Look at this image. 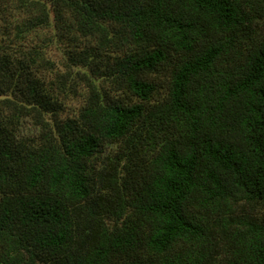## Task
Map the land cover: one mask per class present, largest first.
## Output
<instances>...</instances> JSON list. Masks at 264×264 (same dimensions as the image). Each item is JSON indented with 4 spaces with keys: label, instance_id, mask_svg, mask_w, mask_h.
Returning <instances> with one entry per match:
<instances>
[{
    "label": "trees",
    "instance_id": "trees-1",
    "mask_svg": "<svg viewBox=\"0 0 264 264\" xmlns=\"http://www.w3.org/2000/svg\"><path fill=\"white\" fill-rule=\"evenodd\" d=\"M0 14V264H264V0Z\"/></svg>",
    "mask_w": 264,
    "mask_h": 264
},
{
    "label": "rangeland",
    "instance_id": "rangeland-1",
    "mask_svg": "<svg viewBox=\"0 0 264 264\" xmlns=\"http://www.w3.org/2000/svg\"><path fill=\"white\" fill-rule=\"evenodd\" d=\"M4 16H5V14H0V18H3ZM0 25H2V24L0 23ZM33 41H34V39L29 40V42H33ZM80 103H81V98L77 97L75 95H70L69 99L67 101L68 108H70V111L75 110V108H77Z\"/></svg>",
    "mask_w": 264,
    "mask_h": 264
}]
</instances>
